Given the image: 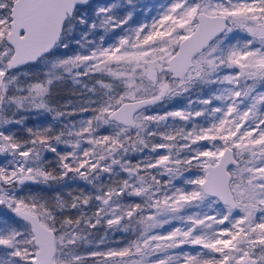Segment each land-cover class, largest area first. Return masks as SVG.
<instances>
[{"label":"snow or ice","instance_id":"snow-or-ice-1","mask_svg":"<svg viewBox=\"0 0 264 264\" xmlns=\"http://www.w3.org/2000/svg\"><path fill=\"white\" fill-rule=\"evenodd\" d=\"M0 264H264V0H0Z\"/></svg>","mask_w":264,"mask_h":264},{"label":"rangeland","instance_id":"rangeland-1","mask_svg":"<svg viewBox=\"0 0 264 264\" xmlns=\"http://www.w3.org/2000/svg\"><path fill=\"white\" fill-rule=\"evenodd\" d=\"M157 2L158 0H140V3L142 5H149V6L155 5ZM58 92H59L58 101H60V97L64 98L65 101L63 102V104H67L69 102H71L72 104L78 103L77 94L79 93V89L76 88L71 83L60 86Z\"/></svg>","mask_w":264,"mask_h":264},{"label":"trees","instance_id":"trees-1","mask_svg":"<svg viewBox=\"0 0 264 264\" xmlns=\"http://www.w3.org/2000/svg\"><path fill=\"white\" fill-rule=\"evenodd\" d=\"M77 95H78V94H77ZM64 101H65L64 98L60 97V101H58V103H59V104H63ZM77 118H78V117H77Z\"/></svg>","mask_w":264,"mask_h":264}]
</instances>
